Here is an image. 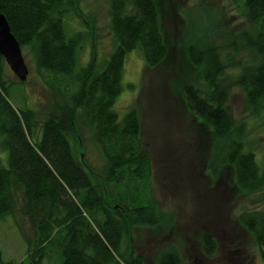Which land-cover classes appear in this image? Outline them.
Returning a JSON list of instances; mask_svg holds the SVG:
<instances>
[{"label": "trees", "instance_id": "trees-1", "mask_svg": "<svg viewBox=\"0 0 264 264\" xmlns=\"http://www.w3.org/2000/svg\"><path fill=\"white\" fill-rule=\"evenodd\" d=\"M240 1L245 28L217 45L211 25L202 33L188 31L189 14L186 36L176 39L163 25L165 0H109L115 47L104 66L92 55L78 68L85 35L69 36L64 22L73 14L85 28H94L80 0H0V13L20 45L29 49L38 71L66 81L51 85L54 102L36 140L38 112L16 110L9 102L0 56V220L20 212L33 229L28 261H5L0 251V264H46V258L57 264H145L131 248L133 227L170 226L154 199L152 160L138 105L121 120L113 109L122 90L125 56L135 49L142 51L145 69L170 64L175 56L186 63L174 87L196 132L210 135L209 172L228 168L226 176L246 195L264 187L254 154L245 147V124L234 118L228 104L231 89L237 88L255 116L264 109V0H239L236 7ZM85 128L100 152V169L80 154ZM206 139L207 134L205 144ZM237 220L264 261V210L243 211ZM200 244L206 257L217 249L209 232L200 234ZM155 264L193 263L171 248L159 251Z\"/></svg>", "mask_w": 264, "mask_h": 264}, {"label": "rangeland", "instance_id": "rangeland-1", "mask_svg": "<svg viewBox=\"0 0 264 264\" xmlns=\"http://www.w3.org/2000/svg\"><path fill=\"white\" fill-rule=\"evenodd\" d=\"M238 1L165 0L164 28L173 32L176 39H180V35L186 36L185 21L189 14L188 31L197 29L202 33L204 27L211 25L215 27L212 29L215 44L221 45L229 42L237 30L245 28L241 1L236 7ZM80 4L89 19V26L94 28H85L73 14L67 15L64 22L69 36L85 35L78 52V68L89 62L92 55L100 66H104L115 47L110 29L109 0H80ZM210 12L215 13L216 18ZM217 23L220 25L216 27ZM22 54L28 68L27 79L21 82L7 65L4 79L11 85L8 100L16 110L27 108L38 112L35 137L38 140L42 135L40 123L45 119L47 107L54 102L51 85L56 87L66 81L62 75L38 71L28 48L22 49ZM172 62L173 66L170 65ZM172 62L145 69L140 49L127 53L122 90L113 106L121 120L138 105L142 138L152 160L154 199L167 215L170 225L168 228L133 227L132 251L142 255L145 264H155L157 253L171 248H176L184 260L193 264H264L250 234L237 220L243 211L264 210V187L246 195L232 185V177L226 176L228 168L216 170V173L220 172L217 176L209 172L210 135L207 131L196 132V123L188 114L179 90L174 87V79L186 63L178 56ZM72 86L71 81L66 91L70 92ZM228 104L234 118L245 124V147L251 148L264 179V109L259 118L255 116L237 88L231 89ZM79 150L92 167L100 169L103 166L100 152L92 144L87 128L83 129V145ZM3 155L7 166L6 153ZM202 232L211 233L217 240V249L212 256L206 257L202 252ZM28 240H33V229L22 213L17 212L16 218L6 216L0 220L3 260L27 262L31 254ZM44 262L58 263L51 258Z\"/></svg>", "mask_w": 264, "mask_h": 264}, {"label": "water", "instance_id": "water-1", "mask_svg": "<svg viewBox=\"0 0 264 264\" xmlns=\"http://www.w3.org/2000/svg\"><path fill=\"white\" fill-rule=\"evenodd\" d=\"M0 54L4 57L7 66L14 75L24 81L28 73L22 49L10 32V28L5 17L0 14Z\"/></svg>", "mask_w": 264, "mask_h": 264}, {"label": "bare ground", "instance_id": "bare-ground-1", "mask_svg": "<svg viewBox=\"0 0 264 264\" xmlns=\"http://www.w3.org/2000/svg\"><path fill=\"white\" fill-rule=\"evenodd\" d=\"M0 14H2V15L5 17V19H6L7 23H8V20H7L6 16H5L3 13H0ZM8 26H9V28H10L9 23H8ZM10 32L12 33L11 28H10ZM12 35L14 36L13 33H12ZM14 38L16 39L15 36H14ZM16 41L18 42V44H19V46H20L21 49L27 48V47H22L17 39H16ZM0 56H2V55L0 54ZM2 57H3V56H2ZM3 59H4V57H3ZM4 61H5V59H4ZM5 64H6V61H5ZM6 65H7V64H6ZM27 75H28V73H27ZM27 75H26V79H27ZM15 76H16V75H15ZM26 79H25V80H26ZM25 80H24V81H25ZM24 81H21V82H24ZM3 84H4V85L6 84V81H5L4 78H3ZM6 85H8V84H6ZM10 86H11V85H10ZM10 86L8 85L7 87L10 88ZM8 88H7V89H8Z\"/></svg>", "mask_w": 264, "mask_h": 264}]
</instances>
